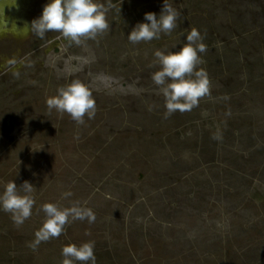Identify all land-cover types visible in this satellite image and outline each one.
I'll return each mask as SVG.
<instances>
[{"label":"rangeland","instance_id":"obj_1","mask_svg":"<svg viewBox=\"0 0 264 264\" xmlns=\"http://www.w3.org/2000/svg\"><path fill=\"white\" fill-rule=\"evenodd\" d=\"M46 3L0 0V192L35 188L23 224L0 211V264H62L89 241L96 264H264V0H173L178 27L136 45L127 35L163 0H111L110 29L80 46L34 33ZM193 28L210 94L165 117L154 52ZM73 80L95 100L83 124L46 104ZM48 203L95 221L33 248Z\"/></svg>","mask_w":264,"mask_h":264},{"label":"clouds","instance_id":"obj_2","mask_svg":"<svg viewBox=\"0 0 264 264\" xmlns=\"http://www.w3.org/2000/svg\"><path fill=\"white\" fill-rule=\"evenodd\" d=\"M111 7V0L107 6L98 0H47L31 28L40 38L55 31L70 44L80 46L85 40H95L110 29L106 16ZM180 16L181 12L173 7V0H163L159 15L145 13V22L137 23L126 39L136 45L171 35L178 27ZM203 40L200 32L193 28L183 37V47L176 51L164 49L154 52L153 66H158L159 70L152 74L151 79L164 97L165 117L177 111H191L198 106L200 98L210 94L207 72L203 68L198 69L203 63L201 54L208 50ZM46 104L50 112L55 110L59 114H68L77 124H83L86 115L89 119L94 118L96 112L92 92L79 80L57 89V95L47 99ZM34 189L27 181L20 187L9 181L0 192V211L11 214L17 225L23 224L32 215L35 200L31 193ZM70 195L65 193L66 197ZM41 211L45 221L35 233L33 248L41 242L58 238L70 219L95 221L91 209L78 205L61 209L48 203L41 206ZM94 247L92 241L79 246H64L61 250L62 264H96Z\"/></svg>","mask_w":264,"mask_h":264},{"label":"flooded vegetation","instance_id":"obj_3","mask_svg":"<svg viewBox=\"0 0 264 264\" xmlns=\"http://www.w3.org/2000/svg\"><path fill=\"white\" fill-rule=\"evenodd\" d=\"M4 1H6V0H4ZM6 24H4V30H6ZM5 32V31H4ZM4 35H7V36H9L10 35V33H4ZM4 38H5V36H4ZM5 40V39H4ZM16 40H19V39H16ZM11 67V66H10ZM12 67H15V64L12 66ZM10 71V69L8 68L7 69V71L6 72H9ZM12 72V71H11Z\"/></svg>","mask_w":264,"mask_h":264}]
</instances>
